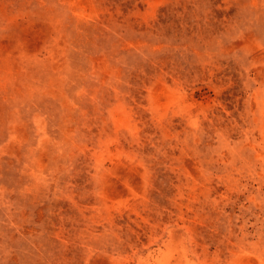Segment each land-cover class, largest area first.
<instances>
[{
  "label": "rangeland",
  "instance_id": "rangeland-1",
  "mask_svg": "<svg viewBox=\"0 0 264 264\" xmlns=\"http://www.w3.org/2000/svg\"><path fill=\"white\" fill-rule=\"evenodd\" d=\"M0 264H264V0H0Z\"/></svg>",
  "mask_w": 264,
  "mask_h": 264
}]
</instances>
